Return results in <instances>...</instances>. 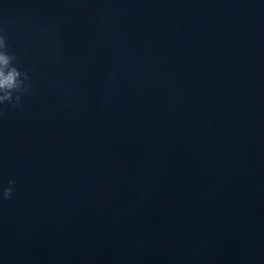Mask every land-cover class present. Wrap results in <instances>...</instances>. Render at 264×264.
<instances>
[{
  "label": "clouds",
  "instance_id": "1",
  "mask_svg": "<svg viewBox=\"0 0 264 264\" xmlns=\"http://www.w3.org/2000/svg\"><path fill=\"white\" fill-rule=\"evenodd\" d=\"M14 54H9L6 36L0 34V104L9 102L12 107L19 105L22 93L30 90L26 72H21L14 64ZM14 93H17L14 97ZM2 114V113H0ZM15 180L8 182L9 186L2 189L3 199H10L15 187Z\"/></svg>",
  "mask_w": 264,
  "mask_h": 264
}]
</instances>
